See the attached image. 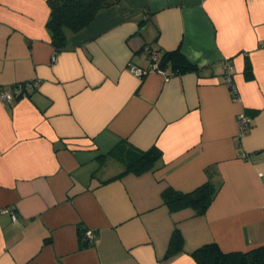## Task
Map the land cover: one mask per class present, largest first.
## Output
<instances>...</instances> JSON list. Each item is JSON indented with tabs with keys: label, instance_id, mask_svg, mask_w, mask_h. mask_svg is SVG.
Masks as SVG:
<instances>
[{
	"label": "crops",
	"instance_id": "0c3cea01",
	"mask_svg": "<svg viewBox=\"0 0 264 264\" xmlns=\"http://www.w3.org/2000/svg\"><path fill=\"white\" fill-rule=\"evenodd\" d=\"M48 18L47 0H0V87L37 82L0 101V264H197L206 244L264 247V0H121L58 53ZM149 48L197 69L138 79L127 65L146 69ZM120 141L158 149L157 167L115 178L105 155ZM208 181L204 215L163 204ZM175 229L183 250L165 258Z\"/></svg>",
	"mask_w": 264,
	"mask_h": 264
},
{
	"label": "trees",
	"instance_id": "16d2710c",
	"mask_svg": "<svg viewBox=\"0 0 264 264\" xmlns=\"http://www.w3.org/2000/svg\"><path fill=\"white\" fill-rule=\"evenodd\" d=\"M121 0H47L49 18L46 28L55 52L66 49L68 33H78L87 28L97 14L117 5ZM148 50H151L149 48ZM159 52L157 65L165 70L169 77L196 70L197 67L179 51ZM105 156L113 157L123 167L115 178L125 174L140 175L154 170L161 158L158 149L152 147L139 150L125 141H120ZM217 187L206 182L189 193H181L171 188L165 189L161 198L169 212L192 209L197 216L204 215L216 194ZM87 244H83L86 246ZM183 250V239L177 229L172 233L165 258H170ZM197 264H264V247H257L246 253H224L214 244H206L191 253Z\"/></svg>",
	"mask_w": 264,
	"mask_h": 264
},
{
	"label": "built area",
	"instance_id": "2783aa9c",
	"mask_svg": "<svg viewBox=\"0 0 264 264\" xmlns=\"http://www.w3.org/2000/svg\"><path fill=\"white\" fill-rule=\"evenodd\" d=\"M149 54V66L146 69H141L135 65L129 64L127 65V70L130 74H132L134 77L138 79H142L145 75L151 72H155L160 74L161 76L165 78H169V75L167 72L161 68L158 67L157 62L159 59V52L156 50H147ZM55 56L52 58V61H55ZM232 74H233V67L228 63L225 62L224 64V81L226 84H231L232 82ZM37 82L31 81V82H21V83H15L14 85H11L10 87H0V101L3 104H10L13 102L14 99H22L27 98L31 91L36 89ZM237 123L239 130H245L251 123V120L246 117L244 114H240L237 116ZM3 213H11L9 210L4 209L2 211ZM12 222H16L17 218L13 214H11ZM83 236L88 241H91L94 237L93 231H85L83 232Z\"/></svg>",
	"mask_w": 264,
	"mask_h": 264
},
{
	"label": "rangeland",
	"instance_id": "374dc122",
	"mask_svg": "<svg viewBox=\"0 0 264 264\" xmlns=\"http://www.w3.org/2000/svg\"><path fill=\"white\" fill-rule=\"evenodd\" d=\"M116 168H118V166H116Z\"/></svg>",
	"mask_w": 264,
	"mask_h": 264
}]
</instances>
